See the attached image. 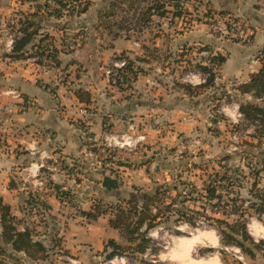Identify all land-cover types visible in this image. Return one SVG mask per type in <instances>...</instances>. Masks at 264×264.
Segmentation results:
<instances>
[{
  "label": "crops",
  "instance_id": "1",
  "mask_svg": "<svg viewBox=\"0 0 264 264\" xmlns=\"http://www.w3.org/2000/svg\"><path fill=\"white\" fill-rule=\"evenodd\" d=\"M113 1L92 0L78 16H44L38 36L20 59L7 55L14 46V42L8 45L12 27L0 25V195L14 206L24 202L29 190L40 193L54 220L48 241L56 239L71 259L63 264H104L108 240L126 243L120 230L110 225L109 214L90 221L76 209L90 210L95 199L137 198L135 187L154 191L171 181L178 169L169 160L187 151L198 155L202 150L204 155L196 159L225 155L229 149L222 140L227 135L220 133L234 122L225 113L217 114L219 93H231L240 103L258 102L253 93H242L240 85L262 67L264 0H162L164 15L152 14L141 27L131 21L126 30L115 25L111 33L103 28L101 18L114 10ZM36 3L0 0L2 22L14 11L21 21L37 10ZM217 12L244 21L250 38H219L208 27L207 17L199 20ZM19 21L14 38L21 35ZM41 38H45L41 42L45 54L40 57L36 43ZM204 47L226 59L216 87L192 93L183 86L182 74L203 62ZM122 55L135 61L138 72L119 87L110 84L108 71L111 61ZM154 80L160 84L154 85ZM213 124L218 134L212 131ZM124 132L134 138L143 135L144 140L135 148H125L126 153L119 151L124 148H112L117 152L109 156L111 160H96L97 167L88 170L89 148ZM184 137L186 148L181 144ZM123 157L134 165L120 164ZM77 161L85 164L77 173L79 183L72 168ZM48 166L55 168L47 171L53 182L49 184L43 171ZM104 175L117 178L120 187L107 190ZM55 184L74 190L71 204L58 197Z\"/></svg>",
  "mask_w": 264,
  "mask_h": 264
},
{
  "label": "trees",
  "instance_id": "2",
  "mask_svg": "<svg viewBox=\"0 0 264 264\" xmlns=\"http://www.w3.org/2000/svg\"><path fill=\"white\" fill-rule=\"evenodd\" d=\"M54 1L59 6L53 11L48 12L49 7L47 2L43 7L46 8L48 16H54L56 18L63 16L65 8L70 9L69 11L71 13L76 11V14L81 15L91 5V1H87L81 9L77 10L75 2L81 3V0ZM148 1H151V3L142 9L141 20L149 21L152 14H165V2H162V0ZM121 2H129V6L136 3V1L131 0H119V2L111 4L112 8ZM43 7L42 4H38L35 12L25 15L24 19L20 21L18 31L21 35H17L13 50L8 54L11 58L20 59L26 56L28 46L33 43L39 34L40 19L45 18L40 13ZM104 14L112 17L115 15V11L110 10ZM122 21L128 23L127 20ZM44 39L41 38V41L36 43L40 51L38 52L40 57L45 54V47L41 44ZM202 49L211 50V47H204ZM119 57H126L128 59L126 71H119V75L123 78L120 81L119 87H122L125 83L129 82L128 75L133 74L135 77L138 70L135 69V61L129 59L127 56L122 55ZM212 59L215 64L221 67L226 58L218 53L212 56ZM261 59V69L251 76V80L248 83L240 85V91L242 93H253L255 98L258 99V102H241L240 110L244 115V119L241 122L248 121L255 126L254 130L256 135L252 134L251 137L255 139L256 137L260 138V144L263 143L262 139H264V56ZM197 66L206 69L205 66L200 64ZM183 86L192 93L200 89L206 90L211 86L215 87V74L203 86L193 87L185 83ZM215 96L218 98V95ZM238 125H235L234 128ZM244 143L250 147L255 148L256 146L253 144V141L251 143L245 141ZM250 147L243 148L241 152H236L234 155L222 156L221 159L217 160L219 169L215 167L211 168L212 172L209 173V178L206 184H204V189L201 190L203 199L201 207L203 211L206 212L207 208L210 207L214 214L221 215L222 213V216L214 215L211 216L212 218H206L203 214L198 213V211L195 212L187 208L186 203L190 198L182 196L179 184L181 186L182 184L185 186L189 184L192 187L195 186L192 183H186V181L172 180L174 178L171 179V183L168 182L167 184L158 186L152 195L141 198L119 199L115 205L111 204V207L107 206L106 209H104L103 200L95 199L91 209L82 210V214L90 221L96 220L102 215L109 214L110 225L119 229L129 244V246H125L116 242L114 239L108 240L105 251H110L106 255V260H110L116 256H124L127 253V247L136 253H146L148 249H151L153 241L150 238L151 230L160 223H164L163 221L165 219H169L173 212L178 215V223L185 222L194 226L198 221L197 217L193 215H201L198 219L216 223L223 246L238 247L246 256L254 259L257 250L263 251L260 244L264 241L256 242L249 232L248 223L249 219L253 216L264 219V149H259L258 151V147L256 148L257 151H255ZM237 157L240 159L238 163L236 161ZM119 163L122 164V162ZM177 176L181 179V176ZM247 179L248 182L246 181ZM102 182L107 190H116L120 187L119 180L111 175H104ZM245 185L249 188L248 196L243 198L239 194L238 189L244 188ZM55 188L58 197L62 201L72 203L75 195L73 190L62 189V186L58 184H55ZM171 191H177L176 197L172 198V201L167 202L164 210L158 208L156 205L161 204V202L166 203L167 198L171 197V194H169ZM221 205H224V210L220 208ZM46 206L49 208V205L46 204ZM19 221V218L12 214L10 205L0 195V264H9L7 257H13V253L15 252L25 253L26 257L30 260H39L49 252V249L42 241L35 239L36 235H34L31 228L25 227L21 229L18 227L17 224Z\"/></svg>",
  "mask_w": 264,
  "mask_h": 264
},
{
  "label": "rangeland",
  "instance_id": "3",
  "mask_svg": "<svg viewBox=\"0 0 264 264\" xmlns=\"http://www.w3.org/2000/svg\"><path fill=\"white\" fill-rule=\"evenodd\" d=\"M23 1H36V6L38 4H42V7L48 3V7L52 6V4L55 2L54 0H23ZM87 1L92 0H81V3L75 2L76 9H81L84 4H86ZM115 2H119V0H114ZM113 1V2H114ZM52 3V4H51ZM56 3V2H55ZM129 2H121L118 3L113 9L116 11L115 15L112 17H108L106 14L102 13V22H104L103 28L106 29L108 32L114 33L112 30V27L115 25L119 26L121 29L126 30L129 28L130 21L135 24L136 27H141L146 25L147 22L141 20L142 16V9L146 8L148 4L151 3V1L147 0H137L136 3H134L132 6H129ZM57 6L58 3H56ZM48 8V12L49 11ZM58 8V7H56ZM75 9V10H76ZM127 9V10H125ZM44 11L43 15L47 17V10L45 7L42 8ZM70 9L65 8L63 11V15L68 17L78 16L76 14V11L74 13H71L69 11ZM18 12L14 11L11 16L6 17L5 22H2V16H0V25L1 23H5V28L11 29L12 32L16 33V31H13L16 29V22L19 21V17L17 15ZM188 14V13H187ZM215 13H210L208 16L200 17L199 20H203L206 17L209 18L210 16L214 15ZM201 16L204 14H200ZM137 17V19H136ZM19 19V20H18ZM122 20H127V22L124 23ZM153 20V19H151ZM20 22V21H19ZM123 25V26H122ZM20 27V23L18 25ZM126 32V31H124ZM8 55V54H7ZM9 56V55H8ZM46 58V57H45ZM49 60V58H46ZM196 64V63H195ZM193 64V65H195ZM191 66V65H190ZM186 69V68H185ZM184 69V70H185ZM110 82V80H109ZM176 82V81H175ZM111 84V83H110ZM186 84V83H185ZM112 85V84H111ZM223 93V92H220ZM219 93V94H220ZM262 102V101H261ZM216 108V107H215ZM217 114L220 115V113L217 111ZM212 131H215L218 134L217 127L213 124L212 125ZM255 126L248 121H243L239 123L237 127L230 126V128L225 129V131L221 132L220 134L225 133L227 136L223 134L225 137L222 142L224 143V146L228 147L229 152L225 153V155H220L219 157H213V159L208 158H194L197 154L193 153L192 151H187L184 153L181 157L178 159L172 158V160H169L170 163H173L175 166V163L178 166L177 171H174V175L172 176V180L174 181H186V183H192L194 184L192 187L190 184L188 186H185L182 184L180 185V192L182 196H187L188 199L186 205L187 208L190 210H194L195 212L198 211V213L203 214L206 218H210L211 216H222L218 214H214L212 208L208 207L207 211L204 212L201 207L202 199V192L201 190L204 189V184H206L209 173L212 172V167H215L219 169L218 161L221 159L222 156L235 154L236 152H241L243 148H249L250 146L245 145V141L252 142L256 145L254 147H250L253 150L257 151L256 148L264 149V139H262V144H260L261 139L256 137L257 141H254V139L251 137L252 134H255ZM229 131V132H226ZM233 132V133H232ZM234 133H237L240 135L239 138L235 137L233 135ZM258 136V135H257ZM260 140V141H259ZM221 142V141H219ZM235 145L238 146L237 151H233V147ZM261 145V146H260ZM199 148V147H198ZM197 148V149H198ZM98 147L93 145V147H90L89 150L91 152V158L88 160L90 163L89 169L94 166L97 167L98 162L100 163H106L109 159L110 155H114L117 150L110 151L108 157L101 159L100 157L94 156L92 153H95L97 151ZM172 151H174V148H171ZM122 152H128L129 150H126L125 148L122 150H119ZM120 152V158L124 156V154ZM114 153V154H113ZM197 153H199L197 156H200L202 153V150H198ZM204 155V153H202ZM124 161L122 164L126 166L132 167L134 165L133 162H130L128 160L129 157H123ZM170 158V157H169ZM97 160V161H96ZM237 163L240 162V159L237 157L236 159ZM87 162V161H86ZM73 174L76 181L80 182V177L77 175V173L80 174L81 167H85V164L77 162H73ZM46 172L44 176L46 177V182L51 183L52 179L50 175L47 173L49 171L48 169H44ZM181 176L178 178V176ZM248 182V179L246 180ZM168 182H165L163 184H167ZM171 183V181H169ZM248 185V184H247ZM245 185L244 188L238 189L239 194L243 198H246L248 196V186ZM70 189V188H69ZM72 190V188H71ZM26 191V190H25ZM74 191V190H73ZM133 192L137 198L145 197L152 195L154 191H147L146 188L143 187H135ZM149 192V193H148ZM169 194H171L170 198H167L166 203L161 202V204L156 205L158 208H162L164 210L167 202L172 201V198L176 197L177 191H171ZM24 202L19 205H10L12 214L16 215L19 218V223L17 224L19 228L24 229L25 227L31 228L35 236V239L42 241L47 248L49 249L48 254L42 256L43 258L39 260H30L26 257V254L23 252L20 253H13V257H7V261L9 264H63L64 262L70 261V260H63L59 259L60 253L67 252L62 248L57 242L56 239H53L51 241H48V233L51 232L52 223L54 222L52 215L47 214V211L49 208L46 206L47 203H45L44 200L40 198V193L37 191H33L32 189L29 190V192L26 195ZM103 200V199H102ZM105 201L103 200L104 209L107 208V206L111 207V204H114L117 201ZM183 200V199H181ZM159 202V201H158ZM160 203V202H159ZM48 205V204H47ZM76 205V204H72ZM180 205V204H179ZM77 206V205H76ZM182 206V205H181ZM108 207V208H109ZM175 208V207H174ZM222 210L225 209L224 205H221L220 207ZM76 214L80 215L82 214L80 209H76ZM223 212V211H222ZM192 214V213H190ZM69 215L73 216L74 213H69ZM197 217V224L190 225L185 222H177L178 215L176 213H172L170 215L169 219H165L163 222L160 223L158 226L153 228L150 232V238H152V245L151 249L148 250V254L146 253H136L133 252V250L129 249L127 247V253L124 254V256L127 257L129 264H207V262H214L215 264L221 263V264H243L245 262H253V264H264V242L260 244L263 251H256V257L254 259L246 256L240 248L238 247H227L223 246L221 243V236L218 232V225L213 223L212 221H204L198 219L201 215H193ZM212 218V217H211ZM248 229L250 234L253 236V238L256 240V242L264 241V219H261L257 216H253L249 219L248 223ZM0 233H1V226H0ZM125 238V237H124ZM125 246H129L127 239L125 238ZM68 255V254H67ZM69 256V255H68ZM103 262L107 261L106 258L102 259Z\"/></svg>",
  "mask_w": 264,
  "mask_h": 264
},
{
  "label": "built area",
  "instance_id": "4",
  "mask_svg": "<svg viewBox=\"0 0 264 264\" xmlns=\"http://www.w3.org/2000/svg\"><path fill=\"white\" fill-rule=\"evenodd\" d=\"M52 4V3H51ZM56 7V3L54 2L52 6H50L49 11H53ZM206 23L208 24V27L210 30L219 38H225V37H232L237 38L240 40H248L250 38L251 33L249 31H245V22L238 19L232 14H226V13H220L217 12L214 15L210 16ZM9 35V42L8 45L11 46L14 42V34L12 32H7ZM205 58L203 62L200 64L202 66H205L206 69L201 68L197 65H192L187 67L183 74H182V81L188 85H191L193 87H199L205 85L209 78L215 74V85L216 80L219 76L220 67L214 63L212 56L213 54L210 50L204 51ZM128 65V59L126 57H119L114 58L111 61V65L109 68V80L110 83L114 86H119L120 81L123 80L122 76L119 75V71L125 72L126 67ZM154 85H159V81L154 80L152 82ZM216 87V86H215ZM214 89V86H211L208 88V90ZM221 99L220 104L218 106V112L219 113H225L230 118H233V127L237 124H239L243 119L244 115L240 110V102L236 100L231 93H220ZM235 133V137L239 138ZM144 140L143 135H139L136 138H134L129 132H124L121 135H115L112 137L110 141L105 142H98L95 144V146L98 147L97 151L95 153H92L96 157H100L101 159H104L108 157L110 151H112V148L119 147V148H135L138 146V144ZM182 146L184 148L188 145V140L184 137L182 139ZM238 146L235 145L233 147V151H237ZM58 163V162H55ZM48 170H55L54 167H46ZM59 259L63 260H71L70 256H68L65 253L59 254ZM119 258V261L116 262V259ZM128 259L126 256H116V258H112L110 260H107L104 262V264H129ZM246 263V262H245Z\"/></svg>",
  "mask_w": 264,
  "mask_h": 264
}]
</instances>
